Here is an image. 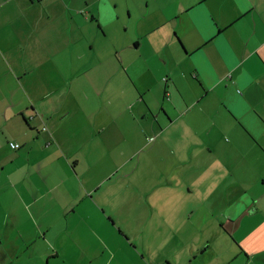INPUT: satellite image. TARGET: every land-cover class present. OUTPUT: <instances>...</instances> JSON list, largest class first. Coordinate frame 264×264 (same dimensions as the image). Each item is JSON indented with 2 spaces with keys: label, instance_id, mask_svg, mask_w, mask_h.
<instances>
[{
  "label": "crops",
  "instance_id": "0c3cea01",
  "mask_svg": "<svg viewBox=\"0 0 264 264\" xmlns=\"http://www.w3.org/2000/svg\"><path fill=\"white\" fill-rule=\"evenodd\" d=\"M144 5L133 20L131 0H0V264H161L127 251L96 192L168 137L200 177L235 180L202 200L236 247L207 264H264V0ZM199 232L157 241L182 258L164 263L210 253Z\"/></svg>",
  "mask_w": 264,
  "mask_h": 264
},
{
  "label": "rangeland",
  "instance_id": "374dc122",
  "mask_svg": "<svg viewBox=\"0 0 264 264\" xmlns=\"http://www.w3.org/2000/svg\"><path fill=\"white\" fill-rule=\"evenodd\" d=\"M129 1L127 0V4ZM131 2L133 20L148 15L144 0H131ZM167 145H174L175 152L172 153ZM187 148L188 145L184 144L181 137L175 141L168 137L161 146V153L154 151L147 156L145 154L137 156L126 166L107 169L112 171L111 174L100 179L96 193L102 198L100 202L104 203L102 207L106 214L112 218V222H108V225H115L116 235L120 230L132 242L127 243L122 238L127 251L134 257L141 258L144 255L152 261H161V264H166L165 260L180 261L179 259L182 258H177L173 254H164L163 248L157 247V241L170 237L178 229L194 246L208 239L206 236H201L199 231L207 236L213 235L211 252H206L192 264H200V262L207 264L214 260L219 253L220 241L228 240L226 245L221 246L223 250L229 251L232 246L235 247L233 241L216 227L217 222L213 221V217L204 211L199 212L203 199L211 201L219 198L227 182L235 180L234 178L224 180L228 176V171L223 167L213 169L210 175L200 177L197 173L199 168L189 162L190 153ZM2 153L5 161L15 154L8 147V143ZM21 161H16V170L19 174L26 169V167L17 168ZM159 163H164L165 168L158 169ZM172 163L175 167L171 168ZM168 178L170 180L163 184L162 179ZM211 221L213 222L209 223Z\"/></svg>",
  "mask_w": 264,
  "mask_h": 264
},
{
  "label": "built area",
  "instance_id": "2783aa9c",
  "mask_svg": "<svg viewBox=\"0 0 264 264\" xmlns=\"http://www.w3.org/2000/svg\"><path fill=\"white\" fill-rule=\"evenodd\" d=\"M9 147L12 150H17V149L20 148V146L18 144H16V143H9Z\"/></svg>",
  "mask_w": 264,
  "mask_h": 264
}]
</instances>
